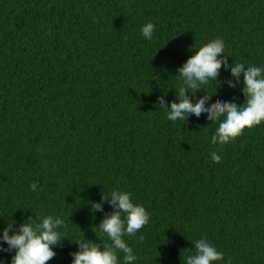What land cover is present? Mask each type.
Listing matches in <instances>:
<instances>
[{
    "label": "trees",
    "instance_id": "trees-1",
    "mask_svg": "<svg viewBox=\"0 0 264 264\" xmlns=\"http://www.w3.org/2000/svg\"><path fill=\"white\" fill-rule=\"evenodd\" d=\"M217 42L229 65L264 67V0H0V237L60 216L46 264H72L76 240L111 243L99 225L116 189L150 215L125 237L135 264H184L201 238L216 264H264V121L213 145L218 122L163 108L178 68ZM243 87L229 67L188 97L242 105Z\"/></svg>",
    "mask_w": 264,
    "mask_h": 264
},
{
    "label": "clouds",
    "instance_id": "clouds-1",
    "mask_svg": "<svg viewBox=\"0 0 264 264\" xmlns=\"http://www.w3.org/2000/svg\"><path fill=\"white\" fill-rule=\"evenodd\" d=\"M155 25L147 22L140 31L144 39L153 38ZM226 55L222 43L200 47L178 68V76L182 81L177 93V101L170 107L163 106L166 118L170 121H189L195 118L199 121L208 117V125L218 122L214 134L211 136L213 145L226 144L239 136L245 127L251 128L264 121V67L221 60ZM231 68V73L239 79L243 74V93L246 97L242 105L235 102L221 101L211 109L207 105L209 100L193 102L188 92L195 93L208 85L215 84L222 69ZM161 105L163 102L161 101ZM211 159L219 163L220 155L211 152ZM36 190V184L30 186ZM110 203L115 211L106 216L99 225V230L111 241L103 247L93 241L76 240L79 250L73 254L72 264H121L118 251L123 253V264H135L137 259L134 250L127 241L126 236H134L150 220L145 206L135 203L131 193L125 190H112L109 195ZM106 196V197H107ZM101 205L96 203L95 209ZM123 214V217L122 215ZM60 216H44L39 223H23L20 230L9 235L5 228L2 237L9 249H15L10 264H46L56 253L53 245L61 239L58 231L63 224ZM195 243V253L184 258V264H216L223 261V253L218 251L207 239L201 238ZM0 250H6L0 245ZM0 264H5L0 261Z\"/></svg>",
    "mask_w": 264,
    "mask_h": 264
}]
</instances>
